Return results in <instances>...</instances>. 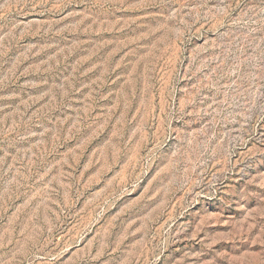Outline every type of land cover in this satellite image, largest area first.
Masks as SVG:
<instances>
[{
    "label": "rangeland",
    "instance_id": "1",
    "mask_svg": "<svg viewBox=\"0 0 264 264\" xmlns=\"http://www.w3.org/2000/svg\"><path fill=\"white\" fill-rule=\"evenodd\" d=\"M0 264H264V0H0Z\"/></svg>",
    "mask_w": 264,
    "mask_h": 264
}]
</instances>
